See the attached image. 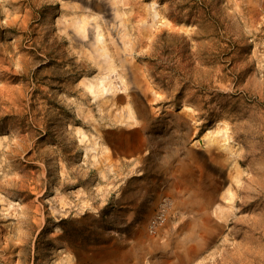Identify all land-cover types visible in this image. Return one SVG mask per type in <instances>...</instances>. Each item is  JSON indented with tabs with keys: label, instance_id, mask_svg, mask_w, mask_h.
<instances>
[{
	"label": "rangeland",
	"instance_id": "obj_1",
	"mask_svg": "<svg viewBox=\"0 0 264 264\" xmlns=\"http://www.w3.org/2000/svg\"><path fill=\"white\" fill-rule=\"evenodd\" d=\"M0 264H264V0H0Z\"/></svg>",
	"mask_w": 264,
	"mask_h": 264
},
{
	"label": "bare ground",
	"instance_id": "obj_2",
	"mask_svg": "<svg viewBox=\"0 0 264 264\" xmlns=\"http://www.w3.org/2000/svg\"><path fill=\"white\" fill-rule=\"evenodd\" d=\"M82 22L83 23L86 22L85 17L82 19ZM161 24H165L168 27L173 26L172 23L169 20H167V19H161ZM103 86H104V83L103 82H99L98 85H97L98 89L99 88H103ZM124 105H127V102H124L123 104H121V106H124ZM131 114H132V112L130 111V113H129V117L130 118H132V115ZM211 132L212 131L208 130L207 133H206V135H209ZM104 156H107L106 152H105Z\"/></svg>",
	"mask_w": 264,
	"mask_h": 264
}]
</instances>
